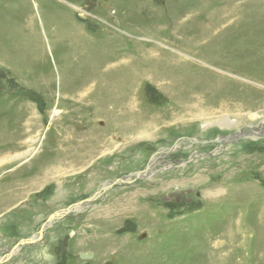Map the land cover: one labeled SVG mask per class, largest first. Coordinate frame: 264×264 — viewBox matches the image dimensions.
Instances as JSON below:
<instances>
[{"label":"rangeland","instance_id":"obj_1","mask_svg":"<svg viewBox=\"0 0 264 264\" xmlns=\"http://www.w3.org/2000/svg\"><path fill=\"white\" fill-rule=\"evenodd\" d=\"M0 264H264V0H0Z\"/></svg>","mask_w":264,"mask_h":264},{"label":"water","instance_id":"obj_2","mask_svg":"<svg viewBox=\"0 0 264 264\" xmlns=\"http://www.w3.org/2000/svg\"><path fill=\"white\" fill-rule=\"evenodd\" d=\"M102 2H108V0H102ZM254 134V133H253ZM252 132H251V135H253ZM248 136V133L246 132H239L236 136H232V137H223L221 139H216L214 140L215 142H219V141H223L225 143H230V142H233V141H238L244 137H247ZM189 142H195V141H192V140H188ZM197 143V142H196ZM175 147H172V148H167V149H163L162 151L160 152H164V153H171L173 150H174ZM150 163H153L152 161H150ZM149 163V164H150ZM147 165L141 172H138L134 175H132V178L130 180H123V179H117V180H114L113 182H111L110 184L106 185L105 187H103L100 191L96 192L93 196H91L90 198L86 199L85 201L83 202H79V203H76L60 212H57V213H54L53 215H51L47 221V225H50L53 221L57 220V219H60L62 217H64L65 215L69 214L71 209H73L74 207H79L81 206L82 204H90L91 202H93L95 200V198L103 191L109 189L110 187H112L113 185H116L118 183H126V184H131L133 181L137 180V179H141V177L143 178L145 176V173L149 171L150 169V165ZM45 229V226L42 227L41 231H40V235L42 233V231ZM142 237H144V235H142ZM35 242V239H27L25 241H22L20 242V244H31ZM11 253H13V250L11 251Z\"/></svg>","mask_w":264,"mask_h":264},{"label":"bare ground","instance_id":"obj_3","mask_svg":"<svg viewBox=\"0 0 264 264\" xmlns=\"http://www.w3.org/2000/svg\"><path fill=\"white\" fill-rule=\"evenodd\" d=\"M101 2H102V0H100ZM103 3H105V2H103ZM122 85V84H121ZM113 94V93H112ZM115 96H118V93L117 94H115V95H113L112 96V99H115L116 97ZM55 113H56V111H55ZM252 133H254V131L252 132ZM250 134H251V132H250ZM19 156V155H18ZM159 159V158H158ZM152 166V165H151ZM83 205H85V204H82L81 206H83ZM81 206H79V207H74L73 209H76V210H78ZM73 209H71V211L73 210ZM70 211V212H71Z\"/></svg>","mask_w":264,"mask_h":264},{"label":"crops","instance_id":"obj_4","mask_svg":"<svg viewBox=\"0 0 264 264\" xmlns=\"http://www.w3.org/2000/svg\"><path fill=\"white\" fill-rule=\"evenodd\" d=\"M93 16V15H92Z\"/></svg>","mask_w":264,"mask_h":264}]
</instances>
